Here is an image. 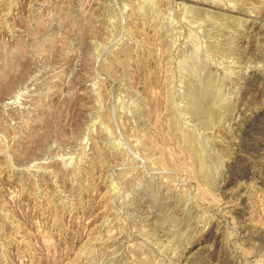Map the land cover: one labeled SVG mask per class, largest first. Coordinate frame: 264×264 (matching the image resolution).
Instances as JSON below:
<instances>
[{"label":"rangeland","instance_id":"1","mask_svg":"<svg viewBox=\"0 0 264 264\" xmlns=\"http://www.w3.org/2000/svg\"><path fill=\"white\" fill-rule=\"evenodd\" d=\"M0 264H264V0H0Z\"/></svg>","mask_w":264,"mask_h":264}]
</instances>
